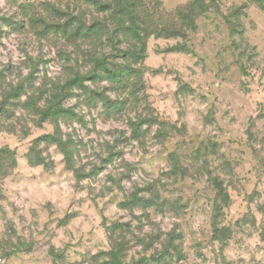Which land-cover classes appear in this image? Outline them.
<instances>
[{"label":"rangeland","instance_id":"obj_1","mask_svg":"<svg viewBox=\"0 0 264 264\" xmlns=\"http://www.w3.org/2000/svg\"><path fill=\"white\" fill-rule=\"evenodd\" d=\"M129 3L137 62L110 0H0L5 264H264V0Z\"/></svg>","mask_w":264,"mask_h":264},{"label":"trees","instance_id":"obj_2","mask_svg":"<svg viewBox=\"0 0 264 264\" xmlns=\"http://www.w3.org/2000/svg\"><path fill=\"white\" fill-rule=\"evenodd\" d=\"M113 5L117 7L116 12L114 13V16L117 17L116 19L117 26L116 30L112 33L113 35L120 36L126 38L128 35H130L133 39H136L137 43H139L138 46H132L130 48L119 50L120 56L123 59H134L135 62L140 59V56L144 53L145 49V44H144V38L140 37L138 35L137 29L135 30V18L134 13H131L129 11V7L131 6V3H129V0H110ZM105 8V9H104ZM108 8V9H107ZM110 5H105L102 6L101 4L98 5V10H109ZM31 26H35L36 24H42L43 30H49L54 28L53 25H50L46 23L45 20H30ZM62 27V26H59ZM63 29V28H62ZM64 34H68L66 29H64ZM108 30L105 26H84L81 21H78V27L74 31V36H81L82 38H90V37H96V38H102L106 37L107 39H110V37L107 36ZM119 43H122L119 41ZM112 48V47H111ZM118 56L115 55L114 58L116 59ZM110 58L106 57L104 54H100L99 57L94 58L93 60V77L96 78L100 76L103 72L105 75L110 78L111 80L118 79V77L121 78V70L120 68L115 65L111 64L109 61ZM70 85L76 84L77 87L83 88L82 84V78L81 77H76L73 80L69 81ZM59 89V94H61L62 98L66 97L68 94H66L64 88H58ZM61 99L55 101L50 107H48L45 111L42 112L41 117L45 118L46 116H49L51 114H62L64 117L67 116V112L63 111L61 108L58 107L61 103ZM58 108V109H57ZM58 111V112H57ZM59 127H57L56 132L53 135H49L46 137V139L50 140L51 142L57 143V145L60 146V149L62 150V153H66V147L62 140L59 138L58 134ZM112 256H116V254H112Z\"/></svg>","mask_w":264,"mask_h":264},{"label":"built area","instance_id":"obj_3","mask_svg":"<svg viewBox=\"0 0 264 264\" xmlns=\"http://www.w3.org/2000/svg\"><path fill=\"white\" fill-rule=\"evenodd\" d=\"M0 264H5V256L1 250H0Z\"/></svg>","mask_w":264,"mask_h":264}]
</instances>
